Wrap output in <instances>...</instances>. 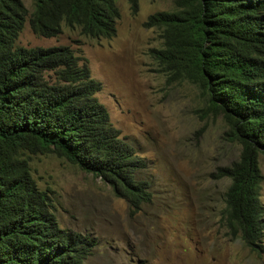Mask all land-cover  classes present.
<instances>
[{"label":"trees","instance_id":"trees-1","mask_svg":"<svg viewBox=\"0 0 264 264\" xmlns=\"http://www.w3.org/2000/svg\"><path fill=\"white\" fill-rule=\"evenodd\" d=\"M138 0H128L132 12ZM0 0V264H84L96 243L58 227L46 193L31 176L32 156L55 154L99 178L130 210L150 200L138 180L144 164L110 123L94 94L100 84L68 46L22 48L32 33L54 38L63 26L109 39L119 17L114 0ZM148 17L160 30L154 52L169 77L207 98L238 145L237 160L217 168L227 179L223 215L249 251L260 252L263 225L257 157L264 156V0H174Z\"/></svg>","mask_w":264,"mask_h":264},{"label":"rangeland","instance_id":"rangeland-1","mask_svg":"<svg viewBox=\"0 0 264 264\" xmlns=\"http://www.w3.org/2000/svg\"><path fill=\"white\" fill-rule=\"evenodd\" d=\"M21 2L30 13L32 0ZM114 2L119 17L109 39L65 26L42 38L25 20L15 41L22 48L68 46L83 57L101 87L95 99L144 164L136 177L148 184L150 200L131 211L108 185L65 159L32 156L31 176L58 227L94 239L84 264H264V156L257 157L263 230L256 254L227 226L228 180L215 177L237 160L239 147L206 109L202 91L163 70L153 52L161 47L160 30L144 26L149 16L174 11V0H138L135 12L128 0Z\"/></svg>","mask_w":264,"mask_h":264},{"label":"clouds","instance_id":"clouds-1","mask_svg":"<svg viewBox=\"0 0 264 264\" xmlns=\"http://www.w3.org/2000/svg\"><path fill=\"white\" fill-rule=\"evenodd\" d=\"M115 3V2H114Z\"/></svg>","mask_w":264,"mask_h":264}]
</instances>
